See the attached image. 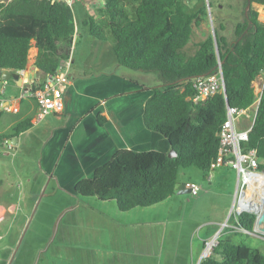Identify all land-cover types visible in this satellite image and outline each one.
I'll return each mask as SVG.
<instances>
[{"label": "trees", "instance_id": "obj_1", "mask_svg": "<svg viewBox=\"0 0 264 264\" xmlns=\"http://www.w3.org/2000/svg\"><path fill=\"white\" fill-rule=\"evenodd\" d=\"M93 0H83V7ZM97 17L89 16L82 26L99 41H108L118 65L154 74L161 83L151 88L142 113L144 127L161 135L175 151H116L108 162L94 169L90 178L79 180L74 191L82 198L114 201L118 210L150 208L176 192L179 172L196 168L206 179L209 163L218 148L217 133L225 120V108H247L255 100L253 83L264 73V22L250 7L227 3L230 16L220 18V0L209 34L197 44L193 55L182 49L193 27L207 16L206 0H99ZM228 1V0H227ZM262 5L264 0H250ZM214 5V6H215ZM228 25L231 36L226 34ZM76 24L72 6L58 0H0V71L26 69L29 50L36 55L33 66L43 76L53 75L70 61ZM220 66L225 96L207 97L198 104L187 100L193 93L191 79L216 73ZM98 123L105 119L97 116ZM26 119L0 135V146L32 126ZM246 148L256 150L258 169L264 170V83ZM0 180V187L3 185ZM253 215L239 217V225L251 231ZM199 264H264V254L229 237L216 239L211 253Z\"/></svg>", "mask_w": 264, "mask_h": 264}, {"label": "rangeland", "instance_id": "obj_2", "mask_svg": "<svg viewBox=\"0 0 264 264\" xmlns=\"http://www.w3.org/2000/svg\"><path fill=\"white\" fill-rule=\"evenodd\" d=\"M228 2L229 0H220L222 7H224L221 8V12L218 14L220 18L227 19L230 16L225 8ZM230 2L241 9L244 0H230ZM83 5V0H77L72 4L74 21L79 29L72 47V59H74L72 69L81 71L84 74L96 75L111 67L115 62V57L108 41L96 40L82 26L83 21L88 19L89 16L97 17V9L101 7V1L93 0L86 7H83ZM214 5L209 10L207 8V16L204 19V32L206 35L211 34L212 20L217 14L216 5ZM251 7L257 13L261 12V7L257 4H252ZM193 28L194 31L190 41L182 49V52L187 55H193L196 50L194 44L198 40L199 29L198 27ZM226 34L229 37L231 36L229 25ZM33 54L34 50L31 48L29 50V61ZM122 71L130 78H135L140 82L153 84V80L156 81L154 74L126 68H122ZM118 74L121 73L118 72ZM263 79L264 75L261 74L254 81L253 87L259 89ZM1 88L2 82L0 80V92ZM9 94V89L5 87L4 93L2 95L0 93V96H9ZM14 119H16V116ZM46 119L52 120L50 116H46ZM12 120L13 118L10 115H4L0 121V129H6V124L12 122ZM242 120L246 123L245 119ZM43 122L41 121V124L35 129L39 131L45 128L46 122ZM38 131L25 133L21 138V144L16 150L6 151L5 148L0 147V180L4 182L0 187V198L4 196L5 204L12 203L14 205V209L10 207V210H13L12 212L6 210L5 220L0 223V264H45V249L51 247L50 240L52 241L53 250L58 255L57 261L53 264H67L64 259L67 258L68 248L71 249V247L65 249L62 243L65 238L68 239L63 236L67 218L73 217L76 219L84 210L98 207L95 202V200L98 201L96 198L72 196L74 181L71 179L72 176L70 177L73 168L71 164H53L58 157L54 151L52 158L46 156L41 159L45 153L48 155L52 151L49 149L43 151V143L38 141V138H43V135L41 133L38 137L34 135ZM11 132L5 131L1 135L10 136ZM211 177H213V180L207 181L203 173L196 168L182 169L177 179V191L172 198L164 204H159L157 208H153L156 210L135 208L126 214L128 216L124 218L125 221L132 222L131 228L126 232L132 236L134 249L138 245V241L141 240L139 233H148L147 246L150 257H148L147 264H164L163 261L168 256L169 250L170 254L178 252L175 246L169 248V230H166L162 235L161 227L146 228L137 224L146 220L147 213L154 216L164 215L166 222L179 221L181 227L179 231L187 234V237L189 236L195 241L193 250L189 255L192 264H196L210 240L215 239L213 247L216 245L217 238L225 239L229 237L234 244H244L264 254V239L260 238L264 237L263 235L259 234L260 237H258V234L240 233L238 230L222 227L229 217L232 206L237 183L236 172L229 167H224L213 171ZM184 184L197 186L199 189L197 194L179 193V190L184 189ZM105 202H107L106 205H112V207L116 205L114 201ZM137 209L144 210L141 212L142 210ZM77 230L78 228L76 232ZM117 230L120 229L117 228ZM78 236H81V234L75 233L74 237L78 238ZM184 236L186 235H182L181 240H184ZM179 244H181L180 253L183 255L184 246L182 242ZM212 248L207 256L210 255Z\"/></svg>", "mask_w": 264, "mask_h": 264}, {"label": "crops", "instance_id": "obj_3", "mask_svg": "<svg viewBox=\"0 0 264 264\" xmlns=\"http://www.w3.org/2000/svg\"><path fill=\"white\" fill-rule=\"evenodd\" d=\"M259 7H261V12L258 13V20L264 22V9L260 5ZM204 24L203 21L198 26V40L194 44L195 47L207 36L204 32ZM75 31L73 44L79 33L78 26ZM33 50L34 54L26 69L20 72H11L17 74L18 78L9 80L6 84L1 80V95L4 93L5 87L9 89L10 94L9 96H0V121L4 115H10L13 120L6 124V129H0V135L2 132L12 131L11 128L26 119L34 120L30 128L17 137L7 140L0 146L1 148H5L6 151L16 150L25 133L38 131L35 128L41 124V121L46 122V127L34 134L36 137L43 135V138H38V141L43 143V151L47 149L52 151L48 155L45 153L41 159L46 156L52 158L55 152L58 157L53 164H71L73 166L70 172V177L72 176L71 179L74 181L72 196H79L74 191L75 184L81 179L90 178L94 169L108 162L118 150H155L164 153L169 151L170 146L165 138L147 130L142 122L144 103L151 95V88L160 86L161 83L157 78L156 81L151 78L153 84L130 78L122 71L124 67L118 65L116 60L111 67L96 75L84 74L72 69L74 59H72L71 53L68 81L61 90L64 103L63 111L59 114L47 115L52 120H47L45 117L43 120L35 122L37 104L32 99L20 98L21 94L28 91L33 85L42 83L46 78L33 66L36 55V50L34 48ZM15 116L16 119H14ZM97 116L104 118L105 121L99 124ZM185 185L184 189L179 191L187 190ZM170 198L172 196L159 204H164ZM4 199V196L0 198L2 202H0V223L5 220L6 210H10V207L14 209V205L12 203L5 204ZM98 201L95 200L98 207L84 210L78 218H67L66 227L63 229L64 234H62L68 239L65 238L62 243L65 249L66 247H71V249L68 248L67 258L64 261L67 264H147L148 257H150L147 246L148 233H139L141 240L138 241V245L134 249L132 236L126 232L131 228L132 222L124 219L130 211L121 212L116 205L112 207V205H106L107 202ZM159 204L148 209L156 210L153 208H157ZM137 210L143 212L144 209ZM12 211L10 210V212ZM145 219L144 222L137 223L136 221V223L146 228L161 227L162 235L166 230H169V248L175 246L178 250L177 253L172 254L169 250L168 256L164 261L162 259L164 264H177V261L178 264H192L189 255L195 241L179 231L181 230L179 221L166 222L164 215L154 216L151 213H147ZM75 233L81 234V236L74 237ZM182 235H186L183 237L184 240H181ZM180 242L184 246L183 255L180 253ZM50 245L49 249H45V264H53L58 259L51 240Z\"/></svg>", "mask_w": 264, "mask_h": 264}, {"label": "built area", "instance_id": "obj_4", "mask_svg": "<svg viewBox=\"0 0 264 264\" xmlns=\"http://www.w3.org/2000/svg\"><path fill=\"white\" fill-rule=\"evenodd\" d=\"M58 1H63L68 6H72L76 0ZM69 62L64 67L59 66L53 75H47L42 83L33 85L28 91L21 94L20 98L32 99L37 104L35 122L43 120L49 114H59L63 111L64 103L61 90L68 81ZM3 83L6 84V82ZM191 87L193 93L187 100L194 105L209 96L218 93L223 94L224 83L220 66L213 75L192 78ZM262 87L263 84L259 89L254 88L255 100L249 107L238 109L226 106L225 120L217 133L218 148L215 157L209 163V173L206 180L210 181L211 173L217 169L223 167L233 169L237 175V183L229 217L222 227L245 233L246 231L239 225L238 219L242 215H253L255 218L252 230L255 234L264 236V234L255 231L256 226L259 225L260 217L253 210V208L264 206V170L258 169L256 150L244 147L248 141V133L254 123ZM242 119H245L246 123ZM185 188L194 195L199 190L197 186L189 184H186ZM263 212L264 208L261 209V214ZM212 241L215 242V239L209 242Z\"/></svg>", "mask_w": 264, "mask_h": 264}, {"label": "water", "instance_id": "obj_5", "mask_svg": "<svg viewBox=\"0 0 264 264\" xmlns=\"http://www.w3.org/2000/svg\"><path fill=\"white\" fill-rule=\"evenodd\" d=\"M207 3V8H208V10L210 9L209 8V5H208V1L206 2ZM250 7H251V2H250V0H246V5H245V8H244V16L245 17H247V12H248V10L250 9ZM212 30H211V35H212V38L215 40V34H214V29H213V27L211 28ZM16 78H18V75L17 74H15V73H11V71H6V70H4V71H0V80H2L3 82H7V81H9V80H12V79H16ZM223 95L225 96V88H224V90H223ZM228 106V105H227ZM168 145H169V143H168ZM167 154V157L168 158H175L177 155H176V153H175V151L174 150H172L171 148L169 149V151L166 153ZM184 193V192H189L188 190H182V191H179V193ZM263 217V216H262ZM262 220V219H261ZM246 234H252V235H257V234H255V232L253 231V230H251V231H246L245 232ZM258 237H260V235H257ZM260 238H263L264 239V237H260ZM205 248H206V246H205ZM205 248H204V250H203V252H202V254H201V256L199 257V259H198V261L196 262V264H199V262L202 260V259H204V258H206V257H204V251H205Z\"/></svg>", "mask_w": 264, "mask_h": 264}, {"label": "bare ground", "instance_id": "obj_6", "mask_svg": "<svg viewBox=\"0 0 264 264\" xmlns=\"http://www.w3.org/2000/svg\"><path fill=\"white\" fill-rule=\"evenodd\" d=\"M264 206L262 208L257 207L256 209L253 208V210L259 215L260 220L258 221L259 225L256 226V232H260L264 234V212L261 214V209L263 210ZM261 215V216H260ZM263 215V217H262ZM262 219V220H261ZM214 243L209 242L208 245H206L205 252H204V257L207 256V254L210 252V249L213 247Z\"/></svg>", "mask_w": 264, "mask_h": 264}]
</instances>
